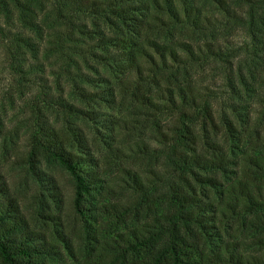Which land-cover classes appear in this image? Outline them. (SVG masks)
Wrapping results in <instances>:
<instances>
[{
    "label": "trees",
    "instance_id": "obj_1",
    "mask_svg": "<svg viewBox=\"0 0 264 264\" xmlns=\"http://www.w3.org/2000/svg\"><path fill=\"white\" fill-rule=\"evenodd\" d=\"M0 46L70 85L29 106L31 181L0 171V264H264V0H0Z\"/></svg>",
    "mask_w": 264,
    "mask_h": 264
},
{
    "label": "rangeland",
    "instance_id": "obj_2",
    "mask_svg": "<svg viewBox=\"0 0 264 264\" xmlns=\"http://www.w3.org/2000/svg\"><path fill=\"white\" fill-rule=\"evenodd\" d=\"M241 30L229 35V37L234 36L232 42H239V38L244 34ZM41 60L43 63L39 65L40 71L37 73L40 74V78L36 79V83H34L35 75H32L28 82H19L18 76L11 68L10 56L3 50L2 46H0V111H2L1 116L4 122L3 134H0V171H3L9 180H14L18 184H20V182L22 183L23 180L24 182L26 180L28 182L31 181L27 179L28 176L26 172L22 168L21 170L20 166L13 163L17 160L16 156H14L15 150L19 152L25 151V146L27 145V126L22 127V124L30 122L29 115L31 109L29 106L32 107L38 102L40 98L39 93H42V86H46L48 89L51 88L52 93H56L55 85L59 83H61L60 86L64 88L65 91H69L70 89V85L67 83L66 79L58 81L56 78L57 74L55 72L59 70V66L54 64L56 58L45 57ZM225 71L228 70L220 66L217 69L210 70L209 67L207 68V66L204 65L197 69V73L200 74L198 75V79L209 86L210 91L212 90L211 92H215L213 94L216 98L213 102L215 109L218 111L222 110V108L226 109L225 103L228 99H225L226 95H220L219 91L223 82L226 83L227 81L226 77H224L225 73H223ZM234 78H236V75ZM48 89H46V91ZM251 100L254 101L251 102ZM256 102L254 97L248 96L244 98V104L248 105H243V110H249L251 106L256 107L257 110H264V106L261 102H258V104ZM8 136H11V138L5 142V138L7 139ZM126 142L128 143V141ZM152 144L154 145V143ZM136 158V156L131 157L128 162L129 165L137 170L145 171L150 162ZM49 171L56 177L63 194H66V197L67 195L71 196L73 185L70 175L59 168H52Z\"/></svg>",
    "mask_w": 264,
    "mask_h": 264
}]
</instances>
